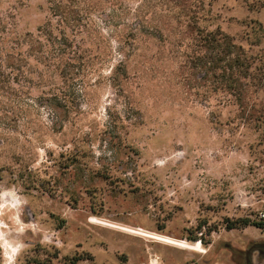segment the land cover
Segmentation results:
<instances>
[{
    "label": "rangeland",
    "instance_id": "obj_1",
    "mask_svg": "<svg viewBox=\"0 0 264 264\" xmlns=\"http://www.w3.org/2000/svg\"><path fill=\"white\" fill-rule=\"evenodd\" d=\"M206 3L211 29L245 47L260 37L264 52V0ZM48 16L45 0H0L18 35L46 43ZM98 26L60 75L32 53L25 81L0 92L1 264H242L233 250L264 242V131L232 108L212 118L157 45L114 80L120 58Z\"/></svg>",
    "mask_w": 264,
    "mask_h": 264
},
{
    "label": "trees",
    "instance_id": "obj_2",
    "mask_svg": "<svg viewBox=\"0 0 264 264\" xmlns=\"http://www.w3.org/2000/svg\"><path fill=\"white\" fill-rule=\"evenodd\" d=\"M45 1L49 16L37 31L46 43L34 40L28 32L16 34L15 24L0 18V92L14 91L12 83L25 81L23 68L32 53L41 54L44 66L60 75V67L70 61L63 54L72 48V40L96 39L104 32L100 23L112 40L109 49L120 58L112 68L114 80L119 68L127 69L140 56L142 46L149 50L157 45L158 58L177 64L175 76L194 96L200 95L212 118L232 108L233 121L239 126L264 131V106L257 100L264 92V52L253 49L260 44V37L245 47L219 26L211 29V4L206 0ZM257 32L263 33L260 24ZM142 63L149 61L143 59ZM7 105L0 101V120L9 113ZM240 224L237 227L262 225L248 220Z\"/></svg>",
    "mask_w": 264,
    "mask_h": 264
},
{
    "label": "flooded vegetation",
    "instance_id": "obj_3",
    "mask_svg": "<svg viewBox=\"0 0 264 264\" xmlns=\"http://www.w3.org/2000/svg\"><path fill=\"white\" fill-rule=\"evenodd\" d=\"M233 256H242V264H253L252 258L255 254L257 261L261 262L264 260V242L263 243H250L244 252L233 250ZM234 258V257H233Z\"/></svg>",
    "mask_w": 264,
    "mask_h": 264
},
{
    "label": "bare ground",
    "instance_id": "obj_4",
    "mask_svg": "<svg viewBox=\"0 0 264 264\" xmlns=\"http://www.w3.org/2000/svg\"><path fill=\"white\" fill-rule=\"evenodd\" d=\"M142 235V234H141ZM142 236H145V237H147V236H149V235H142ZM147 238H152V239H156V238H153V237H147ZM161 241H163V242H165V243H168V244H172V245H178V244H175V243H173V242H171L169 239L167 240H161ZM181 246V245H180Z\"/></svg>",
    "mask_w": 264,
    "mask_h": 264
},
{
    "label": "built area",
    "instance_id": "obj_5",
    "mask_svg": "<svg viewBox=\"0 0 264 264\" xmlns=\"http://www.w3.org/2000/svg\"><path fill=\"white\" fill-rule=\"evenodd\" d=\"M260 220L264 223V213L259 214Z\"/></svg>",
    "mask_w": 264,
    "mask_h": 264
}]
</instances>
